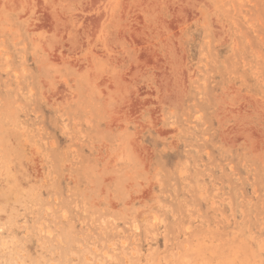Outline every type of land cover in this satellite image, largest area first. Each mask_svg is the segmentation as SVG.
I'll list each match as a JSON object with an SVG mask.
<instances>
[{"label": "rangeland", "instance_id": "rangeland-1", "mask_svg": "<svg viewBox=\"0 0 264 264\" xmlns=\"http://www.w3.org/2000/svg\"><path fill=\"white\" fill-rule=\"evenodd\" d=\"M0 264H264V0H0Z\"/></svg>", "mask_w": 264, "mask_h": 264}]
</instances>
